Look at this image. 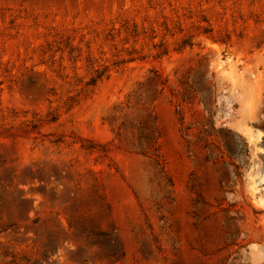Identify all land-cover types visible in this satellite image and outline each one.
I'll use <instances>...</instances> for the list:
<instances>
[{
  "label": "rangeland",
  "instance_id": "374dc122",
  "mask_svg": "<svg viewBox=\"0 0 264 264\" xmlns=\"http://www.w3.org/2000/svg\"><path fill=\"white\" fill-rule=\"evenodd\" d=\"M0 264H264V0H0Z\"/></svg>",
  "mask_w": 264,
  "mask_h": 264
}]
</instances>
